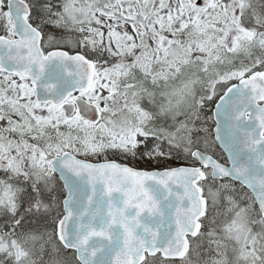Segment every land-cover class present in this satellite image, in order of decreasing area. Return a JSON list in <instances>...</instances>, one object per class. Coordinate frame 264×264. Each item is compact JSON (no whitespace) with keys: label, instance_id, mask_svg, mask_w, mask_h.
<instances>
[{"label":"snow or ice","instance_id":"6c2138e0","mask_svg":"<svg viewBox=\"0 0 264 264\" xmlns=\"http://www.w3.org/2000/svg\"><path fill=\"white\" fill-rule=\"evenodd\" d=\"M0 264H264V0H0Z\"/></svg>","mask_w":264,"mask_h":264}]
</instances>
